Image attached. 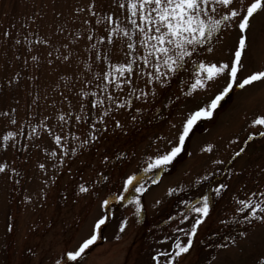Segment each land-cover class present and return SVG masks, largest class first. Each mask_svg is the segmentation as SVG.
I'll list each match as a JSON object with an SVG mask.
<instances>
[{"label":"rangeland","instance_id":"1","mask_svg":"<svg viewBox=\"0 0 264 264\" xmlns=\"http://www.w3.org/2000/svg\"><path fill=\"white\" fill-rule=\"evenodd\" d=\"M250 2L232 0L230 7L214 5L209 13L220 19L232 8L242 13ZM119 4L0 0V164L5 165L0 171V264H258L264 256V223L241 222L250 208H237L239 200H264V136L258 135L264 125L252 124L264 117V79L238 85L264 70V10L250 17L243 33L246 44L233 87L210 117L192 127L168 166L145 172L150 158L177 141L187 116L227 86L241 17L224 21L163 85L147 83L144 71L152 69L144 68L134 69L130 85L105 89L109 64L130 58L126 36L116 32L111 43L98 40L118 27L117 19L119 27L128 25L127 10ZM109 13L112 24L106 20ZM139 39L134 36L137 64L143 52ZM198 61L226 67L204 87L190 89L200 75ZM141 92L147 99L135 98ZM93 99L103 103L93 107ZM77 115L84 119L78 122ZM8 131L15 135L3 141ZM55 136L62 137L59 143ZM209 173L207 181L199 180ZM129 175L145 177L142 195L134 185L124 188ZM218 184L227 187L218 196L210 193L209 215L190 250L176 256L173 243L187 242L197 215L187 213L180 201L195 203ZM80 186L87 190L81 192ZM169 188L181 190L169 194ZM134 197L141 202L139 216ZM101 217L104 223L96 227ZM93 232L96 240L69 260L67 252ZM221 244L226 246L217 247Z\"/></svg>","mask_w":264,"mask_h":264},{"label":"snow or ice","instance_id":"2","mask_svg":"<svg viewBox=\"0 0 264 264\" xmlns=\"http://www.w3.org/2000/svg\"><path fill=\"white\" fill-rule=\"evenodd\" d=\"M232 0H120L119 7L126 8L127 10V21L126 27H119V21L117 19V28L109 29L108 36H100L98 40L104 41L107 39L109 43L112 42L113 33L118 32L128 38L127 49L128 57H130L124 63L109 64L108 70L103 73L104 88L107 89L112 87L114 89H121L123 85L131 84V77L134 74V69H140L143 71L144 68H150L152 71H144V75L147 76V83L151 84L154 81H158L163 85L167 82V78L179 70L184 68L185 63L188 59L192 58L201 45H205L209 42L214 35L220 29L224 21H228L231 18L240 16L239 29L242 35L239 38L238 47L234 53V59L231 64V70L229 72L230 79L227 86L223 88L211 101L206 105L197 108L192 111L187 118L183 121L182 128L179 130L177 141L171 144L167 151L162 154L156 155L154 158H150V162L145 172L153 169H160L168 166L174 158L181 152L182 146L185 142L186 137L189 135L192 127L203 117H210L212 110L216 108L218 103L224 97L226 93L233 87V81L236 78L238 72V64L242 54V49L246 44V36L243 34L248 27L250 17L253 16L258 10H264V0H251L247 4L246 10L242 13L238 12L235 8H232L227 12L226 15L220 19H215L209 13V8L214 5H223L226 8L230 7ZM90 12L94 9V4L88 5ZM214 10V9H213ZM82 11V9H80ZM99 16L98 13H96ZM105 19V18H102ZM109 24H112L113 15L109 13L106 17ZM87 23V21H85ZM100 23V20H97ZM139 35V44L143 49V52L138 56L140 64L136 63V43L134 40L135 35ZM7 35V33H5ZM100 54L97 53V59L99 60ZM107 59V57H105ZM36 59V57H33ZM68 59V57H65ZM143 66V67H141ZM226 67L225 64L221 63L217 66L214 63H206L204 61H198L196 72L200 75L194 79L191 83L190 89H197L204 87L205 81L213 79L218 73L222 72ZM264 79V70L256 71L246 76L238 85L243 88L245 85L250 84L253 81ZM135 91V89H133ZM88 95V93H82ZM95 92L92 96H96ZM131 96V94H130ZM136 99H147V93H138ZM108 99H112L109 93ZM116 103L115 101H113ZM103 101L99 99H93L92 105L95 107L97 104H102ZM117 106H122L117 104ZM83 108V105H81ZM140 111L139 109L137 110ZM70 115V114H69ZM136 117H133L135 119ZM47 119V118H45ZM61 120L64 119L62 115ZM84 119L83 115H77L76 120L79 122ZM15 123V121H13ZM253 125H264V117H257L252 120ZM47 127V125H44ZM119 121H117V127H120ZM94 128L95 125L93 124ZM33 132L36 129L32 130ZM15 133L8 131L3 136V141H9L10 138L14 137ZM258 135L264 136V132H259ZM91 139H95L94 134H90ZM54 139L59 143L62 139L61 136H55ZM248 139H252L250 133ZM87 143V141H85ZM75 151V149H73ZM243 149H241V152ZM107 159V157L105 158ZM220 163V162H215ZM5 168L4 164H0V171ZM212 174L209 173L199 178L201 181H207ZM145 177H135L133 175L127 176L123 181L124 188L127 189L130 185H134L137 193L144 191L143 184ZM153 183L156 181L153 180ZM227 187L226 184H218L215 188L209 189V193L200 194L199 200L193 203L192 200H181L180 204L184 205V210L187 213H196V218L191 224V229L186 233L188 239L186 243L177 241L173 243L172 247L176 249L175 255L179 256L182 253H186L190 250L193 243V236L197 233L198 226L203 222L205 217L210 213L211 207V195L215 193L217 196L220 195L221 191ZM87 189L84 186H80V191L84 192ZM179 188H169V194L180 191ZM264 195V194H261ZM123 198V193L117 197V199ZM136 204V214L140 215L141 202L137 197L133 198ZM107 204V201H104ZM159 203V201H157ZM238 204L240 207L237 208L238 212H243L244 209L250 208L246 215L242 217L241 222H251V220H260L264 223V200L253 202L252 199L239 200ZM173 217H169L171 220ZM184 219H188V215L184 216ZM104 223V218L101 217L96 221V227H99ZM239 235L245 236L246 233L240 232ZM96 233L93 234L86 240H84L75 251L67 252L69 260H76L85 249L89 247L96 240ZM225 239H228L226 237ZM226 245H217V247H225ZM156 260V257H153ZM59 264V261H57ZM168 264H172L169 260ZM258 264H264V256L260 257Z\"/></svg>","mask_w":264,"mask_h":264},{"label":"trees","instance_id":"3","mask_svg":"<svg viewBox=\"0 0 264 264\" xmlns=\"http://www.w3.org/2000/svg\"><path fill=\"white\" fill-rule=\"evenodd\" d=\"M143 188H145V185H144V184H143ZM138 194L140 195V194H141V192H139ZM154 256H155V255H154ZM155 257H156V256H155ZM156 259H157V257H156Z\"/></svg>","mask_w":264,"mask_h":264}]
</instances>
